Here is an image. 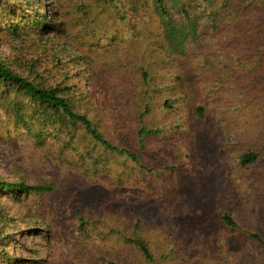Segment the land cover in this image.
I'll use <instances>...</instances> for the list:
<instances>
[{
	"label": "rangeland",
	"instance_id": "374dc122",
	"mask_svg": "<svg viewBox=\"0 0 264 264\" xmlns=\"http://www.w3.org/2000/svg\"><path fill=\"white\" fill-rule=\"evenodd\" d=\"M164 4L168 16L150 10L141 34L125 38L117 23L112 38L79 48L84 60L69 72L74 107L138 161L107 150L81 125L73 140L51 136L44 146L10 127L0 178L56 190L0 192L12 215L45 213L48 225L10 230L16 242L1 262L153 264L117 240L126 229L154 264H264V242L245 233L264 241V1L244 5L256 16L248 21L221 9L224 31L202 0ZM235 22L240 34L227 36ZM140 129L156 133L140 139ZM250 152L258 159L242 166ZM222 212L240 229L225 226Z\"/></svg>",
	"mask_w": 264,
	"mask_h": 264
},
{
	"label": "trees",
	"instance_id": "16d2710c",
	"mask_svg": "<svg viewBox=\"0 0 264 264\" xmlns=\"http://www.w3.org/2000/svg\"><path fill=\"white\" fill-rule=\"evenodd\" d=\"M79 1L0 0V143L10 140L11 126L17 132H26L36 143L44 146L51 136L59 140H73L74 129L81 125L104 148L136 162L138 155L110 144L97 130L93 120L74 107L76 95H73V86L69 83V72L79 67L84 60L79 55V48L88 45L94 47L99 45L96 41L112 38L110 32L117 23L123 25L124 30L117 33L121 35L125 32L127 36L124 37L128 38V32H140L139 26L145 24L143 16H151L155 11L166 18L168 13L164 0H152V5L149 0ZM202 1L210 12L211 21L216 24L215 29L221 28L224 31L227 30L226 16L221 13V9L227 15L239 19L245 17L244 20L248 21L251 15L253 19L256 16L249 9L246 10L244 5L248 3L249 8L257 1L264 0ZM236 23L231 25L227 36L240 34ZM88 38L95 40V43L90 39L91 42L88 41ZM146 131H138L140 139L146 133L150 136L156 133L155 129ZM257 159V154L250 152L242 156L241 164L247 166ZM55 190L53 185H30L21 176L15 180L0 178V192H9L14 196L51 194ZM44 214L26 210L19 211L17 216L12 215L10 207L5 206L0 199V259L4 256L8 259L7 248L16 242L17 233L14 236L9 231L13 229L17 232L28 224L29 230H37L41 226L48 228ZM219 217L225 226L240 229L230 214L222 212ZM81 221L85 222L83 219ZM117 233V240L123 246L137 249L147 261L154 264L153 256L144 241L132 237V233L126 229ZM245 233L258 242H264L256 233ZM9 262L16 264L11 257ZM105 262L115 264L108 260ZM0 264L5 263L0 261Z\"/></svg>",
	"mask_w": 264,
	"mask_h": 264
}]
</instances>
